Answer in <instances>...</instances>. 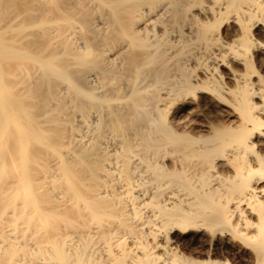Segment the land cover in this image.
Instances as JSON below:
<instances>
[{"label":"bare ground","instance_id":"1","mask_svg":"<svg viewBox=\"0 0 264 264\" xmlns=\"http://www.w3.org/2000/svg\"><path fill=\"white\" fill-rule=\"evenodd\" d=\"M0 264H264V0H0Z\"/></svg>","mask_w":264,"mask_h":264}]
</instances>
